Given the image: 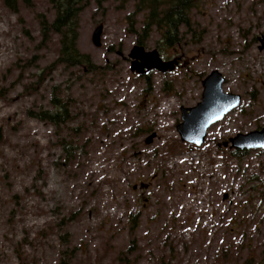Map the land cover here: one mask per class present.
<instances>
[{
    "label": "rangeland",
    "instance_id": "374dc122",
    "mask_svg": "<svg viewBox=\"0 0 264 264\" xmlns=\"http://www.w3.org/2000/svg\"><path fill=\"white\" fill-rule=\"evenodd\" d=\"M15 5L0 0V264H264V149L237 157L229 143L264 128V0H200V42L166 48L153 31L145 50L181 60L145 75L130 71L133 2L81 11L76 43L95 73L56 64L47 0ZM213 70L240 105L200 146L182 142L181 107ZM53 97L71 117L59 127L33 116Z\"/></svg>",
    "mask_w": 264,
    "mask_h": 264
},
{
    "label": "trees",
    "instance_id": "16d2710c",
    "mask_svg": "<svg viewBox=\"0 0 264 264\" xmlns=\"http://www.w3.org/2000/svg\"><path fill=\"white\" fill-rule=\"evenodd\" d=\"M17 0H5L13 11H16ZM28 4L29 0H19ZM52 6L54 13L52 21L40 20L41 32L44 39L50 37V34L59 36V50L56 64L69 67L78 66L87 73H95L100 67L96 66L89 54L81 52L77 47L78 39V18L81 11L90 3V0H47ZM107 0H94V3L102 8V4ZM126 3H134V10L127 15V30L136 34V44L144 45L153 31L160 36V41L164 47H176L180 44L183 37H195V42H200L196 33L197 25L191 21V12L196 9L200 0H124ZM202 1V0H201ZM143 14L142 27L140 30L135 28V16ZM197 37V38H196ZM53 110H41L36 112L35 116L40 121L50 123L59 127L71 119L68 112V105L53 97ZM65 145V142H64ZM67 163L72 162L74 154L70 148H63ZM246 150H234L231 155L241 157ZM135 216H133L134 218ZM134 228V227H133ZM132 228V229H133ZM132 249V248H131ZM255 251H251L250 258L255 256ZM127 255V254H126ZM226 258L227 254H224ZM229 257H227L228 260ZM158 264H168L162 257ZM244 264H249L246 261Z\"/></svg>",
    "mask_w": 264,
    "mask_h": 264
},
{
    "label": "water",
    "instance_id": "95a60500",
    "mask_svg": "<svg viewBox=\"0 0 264 264\" xmlns=\"http://www.w3.org/2000/svg\"><path fill=\"white\" fill-rule=\"evenodd\" d=\"M261 48H264V44ZM129 58L130 71L138 75H145L151 70L165 73L177 65L176 59L164 61L157 50L146 51L138 44L131 49ZM224 83L225 78L219 71H211L202 80L200 102L193 107H181L182 122L176 128L182 142L200 146L206 138L207 130L240 104L241 97L238 94L223 91ZM229 143L230 148L236 150L264 149V128L246 134L238 133L229 139Z\"/></svg>",
    "mask_w": 264,
    "mask_h": 264
},
{
    "label": "flooded vegetation",
    "instance_id": "af4514ba",
    "mask_svg": "<svg viewBox=\"0 0 264 264\" xmlns=\"http://www.w3.org/2000/svg\"><path fill=\"white\" fill-rule=\"evenodd\" d=\"M176 60H177V66H178L179 61H180L181 59L177 57Z\"/></svg>",
    "mask_w": 264,
    "mask_h": 264
}]
</instances>
